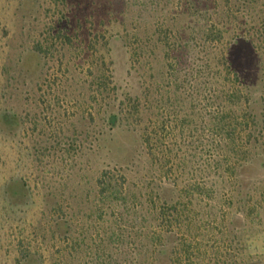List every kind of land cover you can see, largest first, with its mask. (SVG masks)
I'll use <instances>...</instances> for the list:
<instances>
[{"label":"rangeland","instance_id":"1","mask_svg":"<svg viewBox=\"0 0 264 264\" xmlns=\"http://www.w3.org/2000/svg\"><path fill=\"white\" fill-rule=\"evenodd\" d=\"M227 1L243 5L216 17L242 87L235 113L264 119V0ZM196 21L174 0H0V264H20L21 241L39 264H126L127 252L166 264L160 250L185 264H264L245 251L264 232V137L228 161L218 152L216 85L204 56L200 74L185 67ZM114 168L126 177L119 204L95 185Z\"/></svg>","mask_w":264,"mask_h":264},{"label":"trees","instance_id":"2","mask_svg":"<svg viewBox=\"0 0 264 264\" xmlns=\"http://www.w3.org/2000/svg\"><path fill=\"white\" fill-rule=\"evenodd\" d=\"M177 8H185L186 12L192 13V16H195L198 24L193 30V36L189 38V41L184 44L182 49L186 50V65L189 74L191 76L196 75V73H201L203 67L197 66L198 57L204 56L205 59V69L207 73V89L210 90L213 85H216V92L214 97L216 101V106L214 112L208 114V132L210 137L216 139V147L219 149V153L224 155L227 161L231 158L232 154H245L248 151V148L251 147V138L253 141H257V138L264 137V119L257 117L256 115L249 114V117L243 116L238 117L235 113V106L240 101V94L242 87L240 85V80L235 71L232 70L230 63L228 61L227 47L223 45L224 34L221 28H219L220 22H217L216 17L220 14H229L233 13V9H236V12L243 10V5L238 6L237 8L230 6L229 1H225L226 6L224 7L222 3H219L217 0H213L212 3L206 2L207 0H174ZM210 1V0H209ZM239 1V0H238ZM249 0H243V3H247ZM211 5V6H210ZM212 7V9L210 8ZM221 8V11H220ZM211 10L213 13H211ZM226 11V12H225ZM224 46V47H222ZM166 57L168 55L166 54ZM183 58V57H182ZM171 67V66H169ZM186 69V68H185ZM184 69V70H185ZM174 71V69H172ZM176 70V69H175ZM175 74L176 71H174ZM187 73V72H185ZM188 76V74H185ZM214 76H217L213 78ZM216 84L214 83V80ZM112 83V81H109ZM246 104L247 96L244 97ZM119 122L117 115H111L109 117V125L111 128H114ZM5 122L0 119V126L2 127ZM246 132V133H245ZM244 134L246 136L244 137ZM142 141L147 148L148 154L151 156L154 152V144L152 137L146 135L142 138ZM264 163V159H262ZM219 166V164L217 165ZM243 167V166H241ZM264 168V164H262ZM235 171V168H233ZM96 190L97 196L100 198H108L111 201H114L119 204L123 203L125 200L124 197V187L126 185V177L117 169H105L100 172L97 176L96 181ZM20 196L24 194L25 189L21 188L19 191ZM152 208L155 209L156 206L152 203ZM156 211V209H155ZM156 219L160 224H164L167 227H170V218L172 217L169 213H164L160 208L156 211ZM64 225V226H63ZM66 224H56L55 231L59 234H56L57 237L64 235L66 237ZM161 225H158L160 229ZM155 228V226H154ZM55 234V233H54ZM63 236V237H64ZM154 238L149 239L145 237L143 240V245L145 247L149 246L151 241ZM120 238L117 237L116 241L118 243ZM18 256H20V264H39L35 258L36 251H33L30 244L26 245L21 241L18 244ZM183 249L181 254L184 253ZM126 251V250H125ZM125 254V253H123ZM158 256H164L166 264H185L184 260L182 262V256H174L176 260H173L172 256L167 255L166 250H160ZM133 256L128 252L123 257V261L126 264H135ZM118 262V260H117ZM112 262V264H118ZM111 264V263H110Z\"/></svg>","mask_w":264,"mask_h":264},{"label":"clouds","instance_id":"3","mask_svg":"<svg viewBox=\"0 0 264 264\" xmlns=\"http://www.w3.org/2000/svg\"><path fill=\"white\" fill-rule=\"evenodd\" d=\"M245 251L249 256H264V232H253L247 235Z\"/></svg>","mask_w":264,"mask_h":264}]
</instances>
